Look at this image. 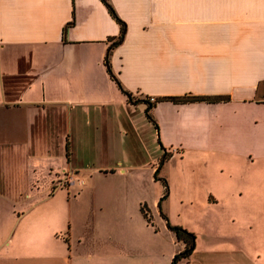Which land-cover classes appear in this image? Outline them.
<instances>
[{
    "label": "crops",
    "instance_id": "obj_1",
    "mask_svg": "<svg viewBox=\"0 0 264 264\" xmlns=\"http://www.w3.org/2000/svg\"><path fill=\"white\" fill-rule=\"evenodd\" d=\"M107 1L0 0V264H171L168 225L188 264H264V0ZM132 140L154 177L190 158L186 223L124 178Z\"/></svg>",
    "mask_w": 264,
    "mask_h": 264
},
{
    "label": "rangeland",
    "instance_id": "obj_2",
    "mask_svg": "<svg viewBox=\"0 0 264 264\" xmlns=\"http://www.w3.org/2000/svg\"><path fill=\"white\" fill-rule=\"evenodd\" d=\"M130 154L129 161L125 162V164L134 162L129 169L127 170L124 178H127L129 183L134 185V187L141 192L146 197L155 196L160 190L163 189L165 185V190L163 189L161 193V197L167 196L169 197V201L165 204V200L163 199V204L161 205L163 212L166 213V210L170 212L171 219L175 222L186 223V208L187 204L182 201L185 200V196L187 193V182L190 173V158L187 154H176L173 153L172 157L168 158L160 167L158 172L156 173V180L153 175L155 169H153V165L155 160L153 158L149 160L148 154L142 150L141 148H137V143L132 140L130 144ZM158 160L156 159V163ZM60 180L57 181V187L67 186L69 184V176L61 175ZM96 178V179H95ZM121 178L119 175L117 176H93L91 180H99V181H113ZM165 179V182L163 181ZM74 184H81L80 181H74ZM75 188V185H73ZM133 187V186H132ZM162 188V189H161ZM55 189V187L53 188ZM65 191H58L59 194H64ZM83 194L88 195V192H84ZM160 197V198H161ZM150 219V218H149ZM158 217H153L148 222L154 223ZM185 228V227H184Z\"/></svg>",
    "mask_w": 264,
    "mask_h": 264
},
{
    "label": "trees",
    "instance_id": "obj_3",
    "mask_svg": "<svg viewBox=\"0 0 264 264\" xmlns=\"http://www.w3.org/2000/svg\"><path fill=\"white\" fill-rule=\"evenodd\" d=\"M103 1L108 6L110 12L114 14V11L112 7L110 6V4L108 3V1L107 0H103ZM119 22L122 23L120 35L117 38L112 39V42L108 47V52L105 57V64L107 66L108 72L110 73L112 77H114V75L112 74L111 69H110V62H109L110 51L114 46H116L121 41L123 34H124V29H125L124 23L121 20H119ZM114 79L116 80L118 86L122 89L120 82L115 77ZM122 91L124 90L122 89ZM124 93H127V92L124 91ZM129 99L131 102H134V100L131 97ZM164 99L171 100L176 103L188 102V101H198V100L199 101L201 100H204V101L226 100L225 97L222 98V97H207V96H171V97L162 98V100ZM142 101L147 103V107L145 111L147 118L151 121H154L150 114V109L152 108L153 103L147 101L146 99H143ZM169 157H170V153L164 151L161 158L159 159V162H158L159 166H161ZM163 181L166 184V181L164 179ZM168 227L175 233L178 241L182 242L184 245L180 251L174 254L171 260V264H188L190 257L193 253L194 247H195V235L182 226L168 225Z\"/></svg>",
    "mask_w": 264,
    "mask_h": 264
},
{
    "label": "built area",
    "instance_id": "obj_4",
    "mask_svg": "<svg viewBox=\"0 0 264 264\" xmlns=\"http://www.w3.org/2000/svg\"><path fill=\"white\" fill-rule=\"evenodd\" d=\"M151 101H154V98H150Z\"/></svg>",
    "mask_w": 264,
    "mask_h": 264
}]
</instances>
